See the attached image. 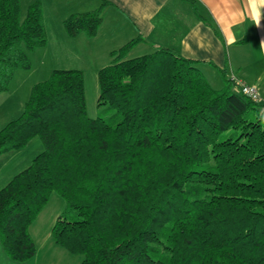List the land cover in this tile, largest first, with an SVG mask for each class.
Wrapping results in <instances>:
<instances>
[{"label":"trees","instance_id":"trees-1","mask_svg":"<svg viewBox=\"0 0 264 264\" xmlns=\"http://www.w3.org/2000/svg\"><path fill=\"white\" fill-rule=\"evenodd\" d=\"M102 7L63 20L94 36ZM97 73L99 112L86 110L83 72L53 69L0 128V155L39 137L43 150L0 188L6 256L35 253L30 225L55 193L65 206L53 242L80 264H264V104L215 89L193 60L167 48ZM47 42L38 0H0V93Z\"/></svg>","mask_w":264,"mask_h":264},{"label":"crops","instance_id":"crops-1","mask_svg":"<svg viewBox=\"0 0 264 264\" xmlns=\"http://www.w3.org/2000/svg\"><path fill=\"white\" fill-rule=\"evenodd\" d=\"M45 1L50 8L48 20L53 28H57L61 42H67L74 50L83 46L88 54H95L99 59L96 72L110 64L112 50L137 39L124 58L167 48L196 62V67L215 89L221 88L231 75L254 84L259 103L264 104V7L260 8L261 21L257 27L248 0ZM99 7H102V20L94 36L84 33L75 37L67 35L63 27L67 16ZM43 18L46 19L45 11ZM230 40L233 42L229 43ZM75 45L78 47L74 48ZM70 47L66 54L75 55ZM39 49L29 53L31 60ZM78 50L81 54L85 52L81 48ZM78 66L68 63L56 69L81 70L82 67ZM52 70L42 77V81Z\"/></svg>","mask_w":264,"mask_h":264},{"label":"rangeland","instance_id":"rangeland-1","mask_svg":"<svg viewBox=\"0 0 264 264\" xmlns=\"http://www.w3.org/2000/svg\"><path fill=\"white\" fill-rule=\"evenodd\" d=\"M35 0H20L21 14L24 15L27 6ZM41 3L42 11L46 13L44 19L47 41L45 47H40L39 53H35L29 69L15 70L8 88L0 93V128L8 121L15 119L22 112L31 87L40 81L42 77L53 67L68 65V63L79 65L84 76L86 110L89 117H96L99 112L97 105L98 82L96 64L99 59L95 54H88L83 46L80 50L72 49L67 42L62 43L58 37L57 28H53L49 22L50 8L45 0H38ZM45 1V2H44ZM49 4V3H48ZM49 27V28H48ZM48 29V30H47ZM55 35V36H54ZM54 36V37H53ZM71 48L75 55L66 54ZM45 48V49H44ZM89 50L92 47H88ZM91 52V51H90ZM77 57V58H73ZM33 63V68L32 67ZM35 65V68H34ZM32 69V71H31ZM34 69V70H33ZM50 75V72H49ZM48 75V76H49ZM43 150L39 137H33L22 149L9 151L0 155V188L5 185L16 173L24 169L31 160ZM65 206L64 200L52 193L48 202L37 215L35 221L30 225L29 232L35 243L34 255L25 261H14L9 259L0 243V264H80L81 256L72 255L65 249L56 245L51 237V227L58 215Z\"/></svg>","mask_w":264,"mask_h":264},{"label":"built area","instance_id":"built-area-1","mask_svg":"<svg viewBox=\"0 0 264 264\" xmlns=\"http://www.w3.org/2000/svg\"><path fill=\"white\" fill-rule=\"evenodd\" d=\"M229 80L232 82V86L235 91L246 96L254 102H260L259 93L257 87L254 84H248L234 75H231Z\"/></svg>","mask_w":264,"mask_h":264},{"label":"clouds","instance_id":"clouds-1","mask_svg":"<svg viewBox=\"0 0 264 264\" xmlns=\"http://www.w3.org/2000/svg\"><path fill=\"white\" fill-rule=\"evenodd\" d=\"M248 4L251 8V17L254 21V23L257 25V27L260 26L261 21V12L260 8L264 7V0H248ZM233 41H229L231 43ZM264 46V45H262Z\"/></svg>","mask_w":264,"mask_h":264}]
</instances>
